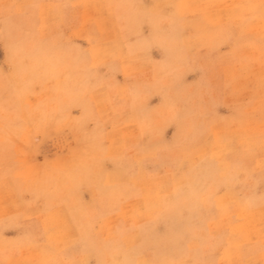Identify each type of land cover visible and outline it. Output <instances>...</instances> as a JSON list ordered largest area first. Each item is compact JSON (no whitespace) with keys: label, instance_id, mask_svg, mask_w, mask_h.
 Instances as JSON below:
<instances>
[{"label":"rangeland","instance_id":"rangeland-1","mask_svg":"<svg viewBox=\"0 0 264 264\" xmlns=\"http://www.w3.org/2000/svg\"><path fill=\"white\" fill-rule=\"evenodd\" d=\"M0 264H264V0H0Z\"/></svg>","mask_w":264,"mask_h":264}]
</instances>
